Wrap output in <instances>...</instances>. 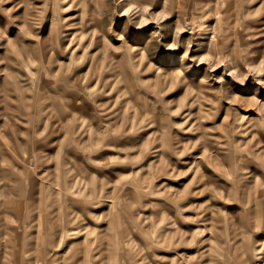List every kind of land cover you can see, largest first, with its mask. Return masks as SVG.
<instances>
[{
	"label": "rangeland",
	"instance_id": "1",
	"mask_svg": "<svg viewBox=\"0 0 264 264\" xmlns=\"http://www.w3.org/2000/svg\"><path fill=\"white\" fill-rule=\"evenodd\" d=\"M262 21L264 0H0V264H264Z\"/></svg>",
	"mask_w": 264,
	"mask_h": 264
},
{
	"label": "bare ground",
	"instance_id": "2",
	"mask_svg": "<svg viewBox=\"0 0 264 264\" xmlns=\"http://www.w3.org/2000/svg\"><path fill=\"white\" fill-rule=\"evenodd\" d=\"M194 1V0H193ZM217 1V0H216ZM221 1V0H220ZM200 2V1H199ZM224 2V1H223ZM167 3V2H166ZM195 3V2H194ZM217 3V2H216ZM201 4H203V2L201 3ZM222 5V4H221ZM193 6V5H192ZM215 8V7H214ZM263 23V26H264V21H262ZM143 26H145V24L143 25ZM264 28V27H263ZM222 30H223V28H222ZM221 33V32H220ZM67 35V38L68 39H66L65 41L67 42L66 43V45H65V47H64V51L63 52H66L69 48H70V41L69 40H71L72 38H73V34H71V33H69V34H66ZM70 36V37H69ZM164 37V36H163ZM47 45V44H46ZM50 46V45H49ZM132 46V45H131ZM136 47V46H135ZM135 47H131V52H133L134 54H138L139 53V55H140V60H143V59H145V52L144 51H140V49H137V48H135ZM129 48H130V46H129ZM45 49V48H44ZM50 49V48H49ZM140 52H139V51ZM129 52V51H128ZM51 53V52H50ZM130 53V52H129ZM53 54V53H52ZM136 54V55H137ZM55 55V54H54ZM133 55V54H132ZM43 56V55H42ZM67 56H68V54H67ZM135 56V55H134ZM39 58V57H38ZM25 59V58H24ZM45 59V58H44ZM84 59V58H83ZM49 60H50V58H49ZM48 59H47V61H49ZM58 60V59H57ZM135 60V59H134ZM39 61V60H38ZM45 61V60H44ZM50 62V61H49ZM58 62H59V60H58ZM172 62V61H171ZM170 62V64H172ZM47 64V63H46ZM58 64H61V63H58ZM81 64V63H80ZM141 64V63H140ZM82 65V64H81ZM55 66V65H54ZM70 66H72L71 64H70ZM88 68V67H87ZM39 69V68H38ZM57 69V68H56ZM142 69V68H141ZM44 70V69H43ZM73 71V70H72ZM81 71H83V70H81ZM55 73V72H54ZM86 73V72H85ZM174 73V74H173ZM46 74H48V73H46ZM47 76V75H46ZM168 76L170 77V79H169V82L170 83H172L173 81H176V80H178L179 78H180V76H182L181 75V72L179 71V70H176V71H173L171 74H168ZM47 78V77H46ZM55 78V77H54ZM44 79V78H43ZM195 79V78H194ZM68 80H69V78H68ZM192 83H194V82H192ZM44 84V83H43ZM133 86V85H132ZM197 86H201V88H200V92H209L210 91V88H208V87H206V86H204V85H202V82H200V81H198L197 82ZM85 88V87H84ZM88 89V88H87ZM249 99V98H248ZM264 114V113H263ZM86 126V125H85ZM83 130V129H82ZM155 153V152H154ZM221 174V173H220ZM158 217V216H157ZM162 220V219H161ZM156 222V221H155ZM160 223V222H159ZM157 224H158V221H157ZM156 224V225H157ZM161 224V223H160ZM168 224V223H167ZM162 225V224H161ZM169 225V224H168ZM159 226V225H158ZM154 227V226H153ZM168 227V226H167ZM152 229H154V228H152ZM151 229V230H152ZM156 229V228H155ZM167 231V230H166ZM148 238V237H147ZM157 239V238H156ZM168 239H170V238H168ZM162 240H163V238H162ZM169 242H170V240H169ZM159 243H163V241L162 242H159ZM167 244H168V242H167ZM169 245V244H168Z\"/></svg>",
	"mask_w": 264,
	"mask_h": 264
}]
</instances>
